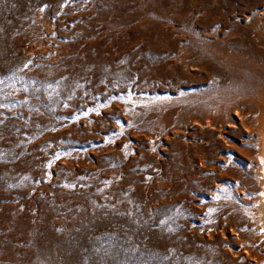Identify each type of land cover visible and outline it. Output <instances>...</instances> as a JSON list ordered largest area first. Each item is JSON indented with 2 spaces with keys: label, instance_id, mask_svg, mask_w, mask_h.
<instances>
[{
  "label": "rangeland",
  "instance_id": "374dc122",
  "mask_svg": "<svg viewBox=\"0 0 264 264\" xmlns=\"http://www.w3.org/2000/svg\"><path fill=\"white\" fill-rule=\"evenodd\" d=\"M263 91L264 0H0V264H264Z\"/></svg>",
  "mask_w": 264,
  "mask_h": 264
},
{
  "label": "bare ground",
  "instance_id": "6f19581e",
  "mask_svg": "<svg viewBox=\"0 0 264 264\" xmlns=\"http://www.w3.org/2000/svg\"><path fill=\"white\" fill-rule=\"evenodd\" d=\"M258 113L256 115L257 140L255 165L257 192L254 210L251 212L253 220L256 221L258 233L264 237V91L258 98ZM252 191V190H251ZM264 239V238H263Z\"/></svg>",
  "mask_w": 264,
  "mask_h": 264
}]
</instances>
